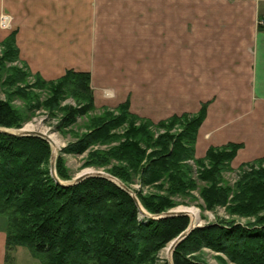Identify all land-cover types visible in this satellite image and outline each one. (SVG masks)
<instances>
[{
	"label": "trees",
	"instance_id": "1",
	"mask_svg": "<svg viewBox=\"0 0 264 264\" xmlns=\"http://www.w3.org/2000/svg\"><path fill=\"white\" fill-rule=\"evenodd\" d=\"M0 46V85L6 96L0 99L1 128H21L28 117L23 111L31 108L57 109L60 126L94 110L89 72L68 69L46 80L31 74L24 62L22 68L4 64L21 61L14 31ZM28 77L33 82L25 85ZM27 87L45 91L47 97L41 101ZM14 96L24 100L25 110L11 104ZM66 96L75 104L61 105ZM206 109L202 103L196 113L153 122L131 112L126 100L113 109L103 108L89 119L86 132L60 149L54 168L57 178L65 181L70 176L62 153L108 145L107 150L91 153L90 163L104 167L116 162L105 172L128 187L136 182L139 188L132 191L150 216L142 215L132 196L104 177L89 176L71 185L55 182L46 139L0 132L4 264H13L17 247L26 248L40 264H169L167 259L159 263L157 255L188 227L189 217L152 216L175 206L173 196H185L194 189H199L208 209L223 206L230 216L252 220L240 224L219 219L194 227L174 247L172 264H208L199 257L203 248L222 253L234 264H264V156L240 164L234 184H227L222 173L231 170L241 143L210 146L203 157H195L197 131ZM197 180L203 185L198 186ZM143 187L156 191L144 192Z\"/></svg>",
	"mask_w": 264,
	"mask_h": 264
},
{
	"label": "crops",
	"instance_id": "2",
	"mask_svg": "<svg viewBox=\"0 0 264 264\" xmlns=\"http://www.w3.org/2000/svg\"><path fill=\"white\" fill-rule=\"evenodd\" d=\"M0 10L33 73L87 71L95 105L128 100L154 122L205 102L197 157L228 142L241 143L234 163L264 155V0H0ZM5 227L0 216V264Z\"/></svg>",
	"mask_w": 264,
	"mask_h": 264
},
{
	"label": "rangeland",
	"instance_id": "3",
	"mask_svg": "<svg viewBox=\"0 0 264 264\" xmlns=\"http://www.w3.org/2000/svg\"><path fill=\"white\" fill-rule=\"evenodd\" d=\"M1 15L9 16L11 23H12V17L7 12H5L4 10H0V16ZM13 31H14L13 30V23L10 24V26L8 28L7 27L3 28L0 26V42L6 36H8L10 34V32H13ZM1 50H2V48L0 46V55H1ZM4 64L6 66L15 65V66L21 67V68L24 65L22 60L19 62H15V63H4ZM28 71L31 74H37V73H33L29 68H28ZM50 80H52V79H50ZM32 82H33V78L28 77L26 79L25 85H26V83L29 84ZM19 85L25 86L24 84H19ZM4 89H5V87L0 85V99H2V100H5V98H6L5 93H4ZM10 90H14V87H12ZM31 91H33L35 94H38L39 100H41V101L47 97V94L45 91H40L39 89H33V88L29 89L27 87V92H31ZM104 93L106 95H109L110 92L105 91ZM93 97H94V95H93ZM10 101H11V104L13 106L19 108L21 111L25 110L26 104H25L23 99L18 98L17 96H14V97H12V99ZM66 103L71 104V105L75 104L74 100L70 96H66L65 99L62 101L61 105L62 104L64 105ZM203 103H205V102H203ZM116 106H113V105L105 106V105H101V103H98L97 105H95L94 110L89 112L87 115L82 116V117H78L75 120V122L72 124L61 125V126L58 125V121H59V118L61 116V113L57 109L49 110L45 107H40V108H36V109L31 108L29 111H27V109H26V112L23 111V113H25V115L28 116L27 120H26V122L23 123V126L19 129L20 130H23V129L24 130H30V131H39V132L44 133L49 138L48 142L50 144L51 151L54 153L55 159H56V157L60 153V149H62L66 144L76 141L84 132H86L87 127H88L87 125H88V123L90 121L89 119L91 117H94V116L101 114L103 108L113 109ZM196 112H194V113H196ZM184 113L193 114L191 112H184ZM162 120H164V119H162ZM12 131H17V130L12 129ZM118 132H121V130H118ZM50 139L52 141H54V143ZM221 145H223V144H221ZM211 146H220V145H211ZM107 148H108V145H106V144H103V145L102 144H95V145L89 147L87 150H85L82 153H64V154L62 153L61 156L65 162L64 166H65V168H66V170L70 176L69 179L62 181V182L70 181L74 177L81 175V174H84V173H94V172L106 173L105 169L109 168L112 165V163H116V162L112 161L111 163H109L108 165H106L104 167L96 165L95 163H94L95 165H92L90 163V157H91V153H93L95 151L101 152V151L107 150ZM203 156L198 155V157H197L195 154V157H197V158L203 157ZM262 156H264V155H261L259 157L254 158V159L260 158ZM55 159H54V164H55ZM254 159H251V160L246 161V162H251ZM242 163H244V162H242ZM242 163L237 164V163L231 162V164H230L231 170L223 171L222 176H223V178L227 184H230V185L234 184V182L238 176V167ZM193 167H195V165H193ZM197 185L201 186V185H203V183L197 180ZM129 188L131 190L137 189V188H139V185L136 182H134L130 185ZM143 190H144V192L156 191L154 187H143ZM198 190L199 189H194V190L190 191L185 196H180V195L173 196L172 198L175 202H177V204L169 210H174V211H184V209L186 211L188 209L194 210L196 213V216L194 218H192L191 215H189L186 212L188 217H189L190 223L193 224V226H196V225L201 226V225H205V224H210V223H213L219 219H226V220L233 219L240 224H245L246 221L252 220V219H249L246 217H240L237 215L230 216L227 213L226 208L223 206H217L214 209H208L205 206L202 198L200 197ZM170 243L166 247H164L162 250L159 251V253L157 255L159 263L165 259H167V261L170 260V257H171L170 255L172 254V253L170 254ZM13 256H14L13 264H40V260L38 258L32 256L28 252V250L24 247H17L15 249V251L13 252ZM199 257L208 264H234L222 253L213 251V250L208 249V248H203L201 250V252L199 253Z\"/></svg>",
	"mask_w": 264,
	"mask_h": 264
},
{
	"label": "water",
	"instance_id": "4",
	"mask_svg": "<svg viewBox=\"0 0 264 264\" xmlns=\"http://www.w3.org/2000/svg\"><path fill=\"white\" fill-rule=\"evenodd\" d=\"M15 130H17V131H12V129L10 130V129H5V128L0 127V132H2V133H7V134L15 135V136L36 135V136L42 137V138L46 139L47 141H49V138L44 133L39 132V131H27V130H20V129H15ZM54 159H55V155L51 151L50 173H51V176L54 178L55 182H57L61 185H71V184H75V183H77V182L81 181L82 179L89 177V176L104 177V178L116 183L122 189L127 191L132 196L133 200L135 201V203H136L137 207L139 208V211L142 215L150 216L147 212H145L141 208V206H140L135 194L133 193V191L128 186H126L121 181H119L117 178L113 177L112 175H110L108 173H102V172L84 173V174H81V175L74 177L70 181L62 182L56 176L55 168H54ZM180 214L187 215L186 211L167 210L164 213H161L159 215L152 216V217H165V216L180 215ZM197 226H199V225L193 226V224L189 223L188 227L183 232H181L173 241H171V243H170V254L172 253V251H173L174 247L177 245V243H179L194 227H197ZM168 262H169V264H172L171 257H170V260Z\"/></svg>",
	"mask_w": 264,
	"mask_h": 264
},
{
	"label": "built area",
	"instance_id": "5",
	"mask_svg": "<svg viewBox=\"0 0 264 264\" xmlns=\"http://www.w3.org/2000/svg\"><path fill=\"white\" fill-rule=\"evenodd\" d=\"M11 24L10 17L7 15H1L0 16V26L3 28H8Z\"/></svg>",
	"mask_w": 264,
	"mask_h": 264
},
{
	"label": "bare ground",
	"instance_id": "6",
	"mask_svg": "<svg viewBox=\"0 0 264 264\" xmlns=\"http://www.w3.org/2000/svg\"><path fill=\"white\" fill-rule=\"evenodd\" d=\"M24 130V129H23ZM27 131H30V130H27ZM51 140V139H50ZM52 141V140H51ZM53 143H54V141H52ZM57 142V141H56ZM91 172V171H90ZM184 211H186L185 209H184ZM189 215H191V217L192 218H194L195 216H196V213H195V211L194 210H192V209H188L187 211H186Z\"/></svg>",
	"mask_w": 264,
	"mask_h": 264
}]
</instances>
